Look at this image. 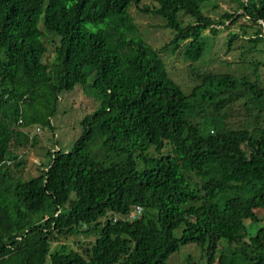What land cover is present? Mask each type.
<instances>
[{"label":"trees","instance_id":"1","mask_svg":"<svg viewBox=\"0 0 264 264\" xmlns=\"http://www.w3.org/2000/svg\"><path fill=\"white\" fill-rule=\"evenodd\" d=\"M212 1L0 0V264H166L189 243L207 264H264V228L245 240L244 226L264 208V87L192 72L186 93L130 15L160 17L172 32L162 49L190 64L207 49L204 31L225 21L244 18L256 27L248 43H264V0H227L235 7L219 20L201 11ZM41 29L57 38L51 56ZM239 37L229 33L228 50ZM86 68L99 108L70 151L55 145L22 180L16 151L37 142L27 131L54 134L60 95L86 84ZM136 206L140 217L124 218ZM69 240L74 249L52 250ZM221 240L237 248L218 255Z\"/></svg>","mask_w":264,"mask_h":264},{"label":"rangeland","instance_id":"2","mask_svg":"<svg viewBox=\"0 0 264 264\" xmlns=\"http://www.w3.org/2000/svg\"><path fill=\"white\" fill-rule=\"evenodd\" d=\"M214 1L204 3L201 6L202 13L211 19L219 20L224 12H233L234 4L229 3L227 0ZM143 4H148V1H143ZM214 5L217 6L213 7ZM130 15L140 28L145 41L152 48L159 51L170 78L180 85L186 93H189L196 83L195 78L191 76L192 72L230 73L238 77L247 76L251 80L258 76L261 86L264 87V43L252 48L248 40L253 37L256 27L244 18L238 19L234 25H231L229 21H225L223 26L216 27V35H212L209 30L204 31L203 36L206 38L207 49L201 59L190 64V62L183 59L180 53L173 54L170 48L162 49L163 45L172 38V32L162 26L160 17L143 15L135 8L130 9ZM180 20L184 25L192 21L186 15H180ZM90 27L96 29L95 26ZM231 32L238 34L240 37L233 43L232 49L228 50L226 41ZM40 37L45 43L50 41L51 45L48 44V50L51 56L52 43H56L57 38L47 35L42 29L40 30ZM254 63L257 64L256 73L252 65ZM85 72L87 75L84 86H76L71 92L61 93L58 111L52 120L55 127L54 134L48 129L36 131V128H31L27 131L29 138L36 137L37 142L34 147L28 144L25 147H19L16 151L20 157L19 159L23 161V166L16 169L15 174L22 180L37 176L39 165H46L50 160V157L45 155L47 151H55L56 146L62 151H70L81 134L80 122L83 117L92 114L99 108V99L91 88L94 72L90 68H86ZM53 135L54 138H52ZM186 174L190 185L201 182L202 178L194 173L188 171ZM219 199L221 198L219 197ZM253 212L257 217V221L246 220L244 222L247 234L245 240L249 236L255 235L259 229L264 228V208L254 209ZM180 231L176 230L174 232L175 236H179ZM61 246L74 249L75 242L72 240L61 241L56 245L53 244L52 250ZM235 248H237L235 244L229 245L225 240H221L218 244L217 254L219 255L224 250L230 252ZM166 264H207V260L199 246L189 243L181 246L177 252L170 255Z\"/></svg>","mask_w":264,"mask_h":264},{"label":"built area","instance_id":"3","mask_svg":"<svg viewBox=\"0 0 264 264\" xmlns=\"http://www.w3.org/2000/svg\"><path fill=\"white\" fill-rule=\"evenodd\" d=\"M36 131H38V129ZM141 213H142V208L139 206H136L124 218H126L127 220H130V221H134L140 217ZM118 218H119L118 216H114L113 221L115 222Z\"/></svg>","mask_w":264,"mask_h":264}]
</instances>
